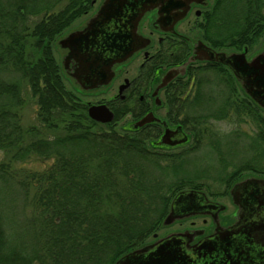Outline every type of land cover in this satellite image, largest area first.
I'll use <instances>...</instances> for the list:
<instances>
[{"label": "trees", "instance_id": "16d2710c", "mask_svg": "<svg viewBox=\"0 0 264 264\" xmlns=\"http://www.w3.org/2000/svg\"><path fill=\"white\" fill-rule=\"evenodd\" d=\"M95 2L0 0V149L11 154L0 161V264H116L165 225L179 194L215 197L246 172L264 174L262 109L215 64L167 96L168 122L192 140L185 148L155 149L158 127L117 130L123 112L110 123L90 117L65 86L53 41ZM263 34L264 0H218L206 17L216 46ZM26 91L39 125L22 124ZM36 157L52 162L16 164Z\"/></svg>", "mask_w": 264, "mask_h": 264}, {"label": "flooded vegetation", "instance_id": "af4514ba", "mask_svg": "<svg viewBox=\"0 0 264 264\" xmlns=\"http://www.w3.org/2000/svg\"><path fill=\"white\" fill-rule=\"evenodd\" d=\"M217 1L171 0L169 3H161L147 11L138 25L141 40L136 43L133 48L135 51L127 60L114 64V74L108 84L91 89L83 88L74 76L78 68L76 61L70 57L66 58L70 49L62 47L67 50L63 58L64 71L81 87L78 90H85L88 93L118 82L117 93L111 99L85 101L88 109L90 104H106L114 112L115 117L117 112L125 113L123 117L131 115L133 120L129 121V128L134 127L135 123L145 115L153 114L156 119L140 128L158 127L160 133L155 143L162 148L185 143L162 142L167 129L171 130L167 139L172 141L182 139L188 132L181 125H171L168 122V109L163 117L157 113V110L167 108V96L172 90L176 95L178 93L176 88L184 81L191 80L194 77L193 73L202 66L208 67L215 64L221 75L227 79H233L237 91L240 94L243 92V95L255 101L264 114V106L256 97V92L261 90L262 82L259 77H255L252 81L256 86L253 83L249 86L246 84L247 71H250L253 65L247 69L242 64L240 56L244 55L245 60L250 63L257 57H263L264 42L258 52L251 54L250 46L253 44L244 45L242 48L238 44L230 43L216 46L207 40L205 38L206 17ZM86 25L84 24L81 29ZM205 46L218 53L217 59L209 60L202 57ZM129 62L138 64L136 74L131 77L129 69L123 67ZM261 63L264 64V60ZM170 75L173 77L169 80ZM126 83L127 86L124 87ZM190 86L192 87V83ZM122 88L123 92H121ZM262 95L261 91L260 96ZM179 126L181 128L178 129ZM228 190L236 205V209L229 214V217L221 216L228 206L213 199V196H208V202L204 204L205 210L202 213H194L176 221L197 215L207 216L212 221V227L209 230L199 227L172 231L161 236L155 233L154 239L142 246L155 244L163 238L174 237L170 240V244L182 248L186 254H189L193 259L190 264H264V233L260 234L255 230L254 234L244 235L247 232L244 227L248 225L264 226V174L246 172L231 184L225 194L219 195L220 198L225 196ZM199 245H202L201 252L197 250ZM152 251L153 249H150L148 253ZM184 260L185 263L188 262V259Z\"/></svg>", "mask_w": 264, "mask_h": 264}, {"label": "water", "instance_id": "95a60500", "mask_svg": "<svg viewBox=\"0 0 264 264\" xmlns=\"http://www.w3.org/2000/svg\"><path fill=\"white\" fill-rule=\"evenodd\" d=\"M171 0H104L96 14L90 18L86 27L70 33L59 41L63 48H69L70 57L76 61L78 66L74 76L79 84L85 89L95 88L108 84L113 77V66L117 62L127 60L135 51L133 48L141 39L138 34V25L144 14L157 7L159 4ZM203 58L217 59L218 53L210 47L205 46ZM241 56L243 65L251 70L247 71L246 84H256L253 78H260L261 90L257 91V100L264 106V56L257 57L252 63ZM67 66V63H66ZM173 75L168 76L169 80ZM127 86V83L124 87ZM262 91V96H260ZM123 92V88L121 89ZM92 119L101 123H110L115 119L114 112L106 104H90L88 109ZM156 119L153 114H147L135 123L139 128ZM181 126L178 127V129ZM171 130L167 129L162 137V142L170 144L183 143L188 140L185 134L180 140H168ZM177 132V131H174ZM207 195L202 191H186L177 196L172 204L170 213L164 220L165 225L173 224L176 219L190 216L194 213H202L204 204L208 202ZM212 204V203H211ZM247 232L244 235L254 234L255 230L264 233V226L248 225L244 227ZM174 237L163 238L155 244L138 247L130 253L121 257L116 264H190L193 260L182 248L174 247L170 240ZM153 249L152 252L148 251ZM201 252L202 245L197 247ZM202 254V253H200ZM203 256V254H202ZM184 259H188L185 263Z\"/></svg>", "mask_w": 264, "mask_h": 264}, {"label": "rangeland", "instance_id": "374dc122", "mask_svg": "<svg viewBox=\"0 0 264 264\" xmlns=\"http://www.w3.org/2000/svg\"><path fill=\"white\" fill-rule=\"evenodd\" d=\"M104 0H96V2L93 4V7L85 14H83L82 16H80L79 18H77L70 26H68L63 32H61L53 41V52L54 55L57 59V62L59 64V69H60V74L62 76V79L65 83V86L67 89H69L70 91L74 92L76 95H78L82 101L85 103V101H100V100H109L111 99L118 90L117 84L118 82H114L111 86L106 87V88H101V89H97L95 91L92 92H87L85 90H78V88H81L76 82L75 80L68 75L65 71H64V66H63V58L64 55L66 54L67 50L63 49L60 45H59V41L65 37H67L70 33L79 30V28L81 29V27L84 26V24H87V22L90 20V18L98 11L100 5L103 3ZM263 42H264V34L262 36H260L251 47V54L252 53H256L258 52L262 46H263ZM136 62L135 63H131L129 62V64L124 65L123 67L125 69H129V76L131 77L132 75H135L138 68H137ZM124 69V70H125ZM243 94V92H241ZM25 97H27V101L26 103L19 109L20 111V116L22 118V124L25 127H30L32 125H39L40 122L37 119V110H38V105L36 103L35 98H33V96H31L29 91L25 92ZM168 107H163L161 109L157 110V113L160 116H165L166 112H167ZM131 115H125V117H122L116 126V129L121 131V132H131L133 130H130L131 128H129V121L133 120V118H131ZM220 126H223L225 128L228 127V125L226 123H220ZM46 135L47 136H53L54 134L58 133V131H52V130H46ZM60 132V131H59ZM189 134V132H188ZM192 140H190L188 143H184L175 147H169V148H162L159 146L155 145V149L157 150H162V151H177L180 150L182 148L187 147L189 144H191ZM151 144V143H150ZM11 154L6 152L5 150L0 149V161H7L9 160ZM52 160H43L41 158H30L24 162H20V163H16L17 165H24V167L26 168H32V169H36V170H42L45 167L49 166L51 164ZM213 199L215 200H219L221 202H223L224 204H226V206H228V208L223 211L221 214V216L227 218L229 217V214L233 213V211L236 209V205L232 200L231 195H229V190L227 192V194L223 197L220 198V196L218 197H213ZM199 227H205L209 230V228L212 227V221L209 217L207 216H193V217H189L187 219H181V220H177L175 223L170 224V225H162L159 230L156 232L158 234V236H161L163 234H167L169 232L172 231H183L189 228H199ZM154 239V234L150 236V238L148 239V241H151Z\"/></svg>", "mask_w": 264, "mask_h": 264}]
</instances>
